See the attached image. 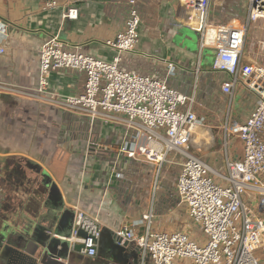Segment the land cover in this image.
<instances>
[{
  "label": "crops",
  "instance_id": "crops-1",
  "mask_svg": "<svg viewBox=\"0 0 264 264\" xmlns=\"http://www.w3.org/2000/svg\"><path fill=\"white\" fill-rule=\"evenodd\" d=\"M48 1L0 0V22L7 25L5 33L0 29V49H4L0 53V80L24 88V93L0 94V264H31L28 256L32 255L22 234L36 223L39 211L46 210L43 200L50 195L44 191V183L49 179L56 185L55 194L66 218L57 238L70 242L77 208L96 216L101 226L96 256L84 255L70 242L69 258L58 260L64 264H126L111 261L108 243L123 226L132 227L137 236L148 231L143 216L155 205V200L151 201L153 164L117 153L126 133L124 114L118 115L122 120L100 119L90 126L86 125L88 117L31 94L38 85L40 49L50 36L58 35L65 42L81 46L86 54L112 60L116 50L105 42L125 29L127 0H57V6L46 7ZM230 2L216 0L211 18L221 15L219 8H228L225 5ZM137 4L142 16L140 40L133 52L123 54L122 66L165 79L185 94L195 96V108L205 121L191 142V152L214 170L225 172L228 158L243 157V142L230 130L222 133V129L213 130L206 123L226 95L221 85L228 74L213 68L215 51L201 47L200 36L184 22L179 0H137ZM67 5L78 9L77 19L64 18ZM246 15L238 12L213 21L242 23ZM262 26V21L254 24L247 48ZM85 82L83 72L64 69L51 74L50 89L62 96L80 94ZM235 102L229 126L248 119L257 97L245 90ZM91 134L102 142L100 151L89 149ZM114 169L124 174L123 179L117 178ZM217 181L225 184L223 178L217 177ZM166 194L163 192L161 203L170 204ZM244 202L264 217V192L249 191ZM175 207L172 204V209L166 211L154 206L152 232L177 231L173 226L176 220L172 219L178 216ZM129 247L138 264H151L149 257L143 259L135 242L129 241Z\"/></svg>",
  "mask_w": 264,
  "mask_h": 264
},
{
  "label": "built area",
  "instance_id": "built-area-1",
  "mask_svg": "<svg viewBox=\"0 0 264 264\" xmlns=\"http://www.w3.org/2000/svg\"><path fill=\"white\" fill-rule=\"evenodd\" d=\"M215 2L179 0L184 22L200 36L202 48L215 51L213 68L228 74L221 85L224 94L233 97L243 84L257 97L245 122L226 127L242 140L244 153L240 159L228 158L225 172L214 170L189 151L205 121L195 108V96L185 94L165 79L121 67L123 54L133 52L140 40L142 16L137 0H127L125 29L105 42L116 50L112 60L86 54L81 46L65 42L58 35L46 38L40 49L39 80L32 91L33 98L86 116L92 126L100 119L122 120L118 115L124 114L126 133L117 153L144 159L159 170L166 162H175L172 152L185 155L177 181L178 195L205 240L199 242L185 231L152 232V206L143 216L148 223L145 235L137 236L129 226L117 231L123 241L135 242L143 259L149 257L151 264H176L177 260L182 264L184 260H189L187 264H260L255 251L264 252V217L244 202L249 191L264 192V38L257 37L247 48L254 24H264V0H247V17L242 23L214 22L211 10ZM57 4V0H50L45 6ZM78 16L76 7L66 6L64 18ZM6 27L0 22L2 32ZM3 51L0 49V53ZM64 69L86 75L83 93L62 96L51 91V74ZM23 90L0 80V94L24 93ZM89 139V149L100 151L102 142L92 134ZM114 171L118 179H123L121 171ZM217 177L223 178L225 184ZM100 237V220L77 208L69 237L73 247L83 244L80 252L94 257Z\"/></svg>",
  "mask_w": 264,
  "mask_h": 264
},
{
  "label": "rangeland",
  "instance_id": "rangeland-1",
  "mask_svg": "<svg viewBox=\"0 0 264 264\" xmlns=\"http://www.w3.org/2000/svg\"><path fill=\"white\" fill-rule=\"evenodd\" d=\"M232 2L228 3L229 5H225L228 8H232V10H229L226 7L219 8V10L223 11L221 15H215L213 19H222L223 16L229 14L233 15L235 13H240V15H246L247 14V0H231ZM227 4V3H225ZM225 9V10H224ZM239 10V11H238ZM217 22V21H216ZM221 22V21H220ZM261 28H258L255 33V36L257 37H262L264 35V26L263 29L260 30ZM251 31L249 32V38L247 41V46L250 44V36H251ZM254 43V42H253ZM253 43L251 45H253ZM242 88L244 90H242ZM249 91L243 84L240 85L238 88L237 92L233 97H229L228 95H225L223 100L219 101V104L217 105V109L214 113V116L211 117L210 121H206L207 127L209 128H214L217 127L218 131L222 129V133H225L226 127H228V122L231 119V115L233 113V104L236 103L235 101L238 100L239 98L244 95V91ZM235 96L237 97L235 99ZM235 99V101H234ZM245 108V107H244ZM243 108V109H244ZM228 121V122H227ZM91 126V122L89 119L86 120V125ZM90 134V133H89ZM211 144H215V142H212ZM191 147V149H190ZM189 151H193V145L192 143L190 144ZM214 149V148H213ZM215 152V150H214ZM172 158L174 157L175 162H166L161 170L156 165H151L152 168V178H153V183H152V191H151V201L152 203L155 200V208L156 205L162 206V209L168 211L169 208L172 209V204H174L176 207L175 209L177 210L178 216L176 218H172L173 220L175 219L176 222L173 224L177 231H185L188 234L192 235L193 238L198 240L199 242H203L205 240V236L203 235L200 227L196 225L187 215L188 213L186 212L187 209L185 205L180 202L179 195L176 191V183H177V178L178 175L181 171V163L185 161L186 157L185 155L182 154H177L176 152L171 153ZM146 161V160H145ZM163 192H166L167 197L169 199L170 204H165L161 203L163 199ZM161 203V204H160ZM169 205V206H168ZM257 213L261 212L258 209ZM179 212L182 213L181 216H179ZM260 216V215H259ZM107 245V244H106ZM105 245V246H106ZM255 255L259 258L260 264H264V258L262 255H264V252L262 250H257L255 251ZM183 263L187 264L189 263V260H184ZM176 264H182L181 260H177Z\"/></svg>",
  "mask_w": 264,
  "mask_h": 264
},
{
  "label": "water",
  "instance_id": "water-1",
  "mask_svg": "<svg viewBox=\"0 0 264 264\" xmlns=\"http://www.w3.org/2000/svg\"><path fill=\"white\" fill-rule=\"evenodd\" d=\"M50 179L44 183V191L48 192L50 198L43 200L46 210L38 215L36 223H31L29 228L24 230L22 237L28 243V250L32 256H28L31 264H64L60 262V258H69V241L57 238L56 234L60 231V227L66 218L61 209V203L56 197V185H52ZM57 202V203H55ZM110 252H112V262L122 261L129 264L133 261L138 264L139 260L133 253L132 247H129V241H123L117 233L108 243ZM83 244H77L76 250L80 251ZM29 252V254H30ZM26 259H28L26 257ZM117 260V261H116Z\"/></svg>",
  "mask_w": 264,
  "mask_h": 264
},
{
  "label": "trees",
  "instance_id": "trees-1",
  "mask_svg": "<svg viewBox=\"0 0 264 264\" xmlns=\"http://www.w3.org/2000/svg\"><path fill=\"white\" fill-rule=\"evenodd\" d=\"M121 67L124 68V67L122 66V64H121ZM124 69H125V68H124ZM127 70H128V69H127Z\"/></svg>",
  "mask_w": 264,
  "mask_h": 264
}]
</instances>
